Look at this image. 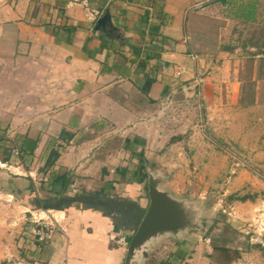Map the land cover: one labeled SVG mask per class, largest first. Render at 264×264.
Listing matches in <instances>:
<instances>
[{"label":"crops","instance_id":"obj_1","mask_svg":"<svg viewBox=\"0 0 264 264\" xmlns=\"http://www.w3.org/2000/svg\"><path fill=\"white\" fill-rule=\"evenodd\" d=\"M209 1L0 0V139L22 151L0 196L55 224L46 242L32 239V225L20 234L0 228V264H124L126 248L110 237L128 241L148 204L143 182L126 174L143 150L141 126L179 87L195 88L178 81L199 74L203 56L191 31ZM104 9L116 37L93 29ZM204 93L198 87L200 99ZM61 173L80 177L84 189L51 197ZM208 238L161 239L140 264H211ZM255 247L249 264H264Z\"/></svg>","mask_w":264,"mask_h":264},{"label":"rangeland","instance_id":"obj_2","mask_svg":"<svg viewBox=\"0 0 264 264\" xmlns=\"http://www.w3.org/2000/svg\"><path fill=\"white\" fill-rule=\"evenodd\" d=\"M209 4L195 18L191 31L203 56L199 74L195 80L178 81L182 87L195 88L185 92L179 87L160 113L147 116L152 119L141 126L143 150L139 148L132 158L138 163L142 154L144 171L158 170L174 193L212 208L204 235H210L211 264L242 256L243 264H249L255 259L251 250L256 245L264 254V236H255L257 230L264 231V0H210ZM239 5L251 7L253 21L234 15ZM200 86L205 89L204 100L197 95ZM21 157L16 141L0 139V189L10 188L7 181L17 177L10 161ZM205 163L209 169L203 168ZM79 178L69 180L66 190L84 189ZM30 217L32 213L0 196V228L18 227L20 234L34 224Z\"/></svg>","mask_w":264,"mask_h":264},{"label":"water","instance_id":"obj_3","mask_svg":"<svg viewBox=\"0 0 264 264\" xmlns=\"http://www.w3.org/2000/svg\"><path fill=\"white\" fill-rule=\"evenodd\" d=\"M94 30L116 37L109 13L104 9L95 21ZM148 204L135 231L130 236L124 255V264H140L147 260L153 245L164 239L175 241L187 232L205 235L212 208L189 196H179L167 185L156 169L145 168ZM210 237V235H209Z\"/></svg>","mask_w":264,"mask_h":264},{"label":"trees","instance_id":"obj_4","mask_svg":"<svg viewBox=\"0 0 264 264\" xmlns=\"http://www.w3.org/2000/svg\"><path fill=\"white\" fill-rule=\"evenodd\" d=\"M221 2H225L226 0H220ZM234 15L241 18L243 21H253V10H251L250 6H238L236 11H234ZM54 158V152L49 155L47 158L46 164H50ZM146 161L140 155L138 158V165L130 173V178L139 182H143L146 178V172L144 171ZM126 172L122 171L121 174H125ZM51 182L53 183V187L51 191L55 193L56 196H61L63 192L66 191L67 184H69V178L65 175V173L55 174L53 175ZM244 198V197H242Z\"/></svg>","mask_w":264,"mask_h":264},{"label":"built area","instance_id":"obj_5","mask_svg":"<svg viewBox=\"0 0 264 264\" xmlns=\"http://www.w3.org/2000/svg\"><path fill=\"white\" fill-rule=\"evenodd\" d=\"M12 152L15 155L18 154L16 149H13ZM36 216L37 215L32 214V217H30L31 222L34 224L30 227L29 233L31 234L33 240L37 242H46L51 238L54 224L49 221L42 220L44 217ZM110 239L115 245L124 248L127 247L128 241L126 240L125 236L121 234H113Z\"/></svg>","mask_w":264,"mask_h":264}]
</instances>
